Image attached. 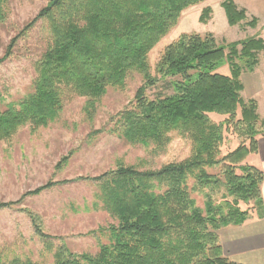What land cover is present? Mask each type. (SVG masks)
Here are the masks:
<instances>
[{"label":"trees","instance_id":"trees-1","mask_svg":"<svg viewBox=\"0 0 264 264\" xmlns=\"http://www.w3.org/2000/svg\"><path fill=\"white\" fill-rule=\"evenodd\" d=\"M204 1L48 0L0 57V64L10 58L18 42L38 25L45 32L31 90L0 107V141L27 125L33 131L48 126L73 96L85 98L84 111L92 119L108 88H124L137 72L143 83L135 101L116 115L107 132L130 144H153L158 151L170 143L172 132L191 143L188 157L158 169L120 163L88 177L98 186L92 207L105 210L115 223L100 229L106 242H100L96 253H76L64 244L53 249L46 240L53 264H249L225 254L219 232L243 224L254 211L264 215V171L247 162L258 151L264 122L257 101L241 95V75L258 65L264 38L251 35L218 42L211 34L183 33L164 48L154 69L149 62L150 51L178 24L182 12ZM9 2L0 0L1 23L7 19ZM222 6L231 26H257L258 17L249 18L235 0H224ZM212 13L206 6L199 20L207 23ZM225 63L229 74L219 70ZM168 78L172 92L150 98L148 89ZM211 114L226 118L216 122ZM230 128L241 142L223 154ZM68 160L64 157L59 164ZM55 184L49 181L22 198ZM195 194L203 196V205ZM17 202H1L0 209ZM22 210L35 232L49 239L40 217ZM0 264L38 263L0 251Z\"/></svg>","mask_w":264,"mask_h":264},{"label":"rangeland","instance_id":"rangeland-1","mask_svg":"<svg viewBox=\"0 0 264 264\" xmlns=\"http://www.w3.org/2000/svg\"><path fill=\"white\" fill-rule=\"evenodd\" d=\"M224 0H205L201 4L185 9L178 24L149 53L153 69L164 48L183 33L197 32L211 34L218 42H232L251 35L264 38V0H238L248 6V17L256 16L259 22L255 28L241 23L231 26L222 6ZM236 1V0H235ZM48 0H10L7 19L0 22V57L8 44L24 25L34 18ZM211 6L213 13L207 23L199 18L202 10ZM45 32L38 25L14 49L13 55L0 64V107L17 100L32 88L36 77L35 61L45 49ZM258 69L246 71L245 76H264V51L259 54ZM257 66L255 68H257ZM222 73H230L228 63L222 65ZM259 73V74H258ZM168 79H162L148 89L150 98L172 92ZM143 83L137 72L126 80L124 88L109 87L98 102L95 116L91 119L84 111L85 98L73 96L65 101L58 117L48 126L35 131L27 125L8 140L0 141V203L19 201L12 207L0 209V251L10 258L31 259L38 264H53V249L66 245L76 253H96L100 242H106L100 229L109 227L115 220L103 209L93 208L98 186L87 178L101 175L120 163L134 165L139 169H158L162 165L183 160L191 154V143L177 132L171 133L167 147L158 151L152 144H130L115 133L107 132L116 115L135 101L136 91ZM247 90V91H246ZM242 92L244 98L250 88ZM264 104V89L259 93ZM216 122L226 116L211 114ZM101 133H95L99 129ZM241 138L232 128L225 131L223 154L234 149ZM68 162L59 164L64 157ZM248 163L250 160L248 158ZM218 171V169H213ZM49 181L54 186L39 194L33 191ZM200 205L204 198L195 194ZM91 206L90 210L85 209ZM29 209L40 217L45 239L35 232L33 222L26 211ZM48 242H47V241Z\"/></svg>","mask_w":264,"mask_h":264},{"label":"crops","instance_id":"crops-1","mask_svg":"<svg viewBox=\"0 0 264 264\" xmlns=\"http://www.w3.org/2000/svg\"><path fill=\"white\" fill-rule=\"evenodd\" d=\"M236 3L240 7L245 8L248 14V6L245 3H238V0H236ZM259 67L257 66L253 72ZM246 74L243 72L241 75L243 83L241 95L244 90L250 88L251 92L247 94V98H244L243 95L242 97L246 101L250 99L257 101V112L261 121L264 122V104L259 99V93L264 89V76L256 75L255 77H250V75L245 76ZM248 158L250 160L249 164L255 165L264 171V134L258 137V151L251 153L247 157V161ZM261 190L264 199V181ZM219 234L223 250L232 260L241 263L264 264V215L259 216L257 211H254L251 217L243 224L224 227Z\"/></svg>","mask_w":264,"mask_h":264}]
</instances>
